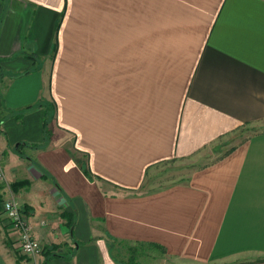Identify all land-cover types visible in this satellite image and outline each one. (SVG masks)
<instances>
[{"label":"crops","instance_id":"1","mask_svg":"<svg viewBox=\"0 0 264 264\" xmlns=\"http://www.w3.org/2000/svg\"><path fill=\"white\" fill-rule=\"evenodd\" d=\"M0 74L6 107L56 106L45 142L42 108L0 123L1 199L43 246L0 213V264H129L110 241L264 264V128L231 137L264 119V0H0ZM166 161L184 178L151 184Z\"/></svg>","mask_w":264,"mask_h":264},{"label":"rangeland","instance_id":"2","mask_svg":"<svg viewBox=\"0 0 264 264\" xmlns=\"http://www.w3.org/2000/svg\"><path fill=\"white\" fill-rule=\"evenodd\" d=\"M1 9H3V3L1 4ZM1 14H2V18H3L4 12L2 10H1ZM50 59L51 58L49 55L48 56L45 55L44 57H41V58L39 57V62L37 61V63H40L43 65L44 70H45V72H44V82L45 83L43 84V90H42L43 96L46 94V90H47L48 73H49V68H50ZM0 76H1V74H0ZM0 86H1V84H0ZM0 93H1V89H0ZM42 100H44V103H46V106H48L50 103L51 104L53 103V105H54L53 117H55V109H56L55 102L52 99H48V100L42 99ZM38 101L31 102L28 105H35ZM10 109L12 110V108H10ZM33 109H36V107L24 111L22 118L17 119V120L21 121L23 119L24 115ZM13 110L17 111V110H19V108L13 109ZM0 112H1V110H0ZM1 113H3V112H1ZM0 116H1V114H0ZM9 118H7V119H9ZM260 128H264V119L261 122H258V123H256V125H253V126H251V125L241 126L239 128V131L232 134L231 137L239 138L240 136L248 135V134L252 133L253 131H256L257 129H260ZM51 129H52V125H51ZM51 131L53 132V130H51ZM21 149L18 150L19 153L21 151L22 154H27V150H26V148H24V146L21 147ZM186 167L187 166L185 164L178 165L174 161L160 162L157 165H155V167H154L155 168L154 171H155L156 175L152 178L150 183L154 184V185L159 184L160 186H162L164 184H167L168 182H172V180L183 179L184 175H185ZM4 183H5V180L3 182L0 181V186H3ZM19 186L24 187V186H26V184L23 183L22 185H19ZM10 187H11L10 188L11 192L18 190V188L14 189V187L11 185H10ZM0 208H1V205H0ZM0 213H2V209H0ZM110 246H112V248L114 250L112 252V254L115 258L122 259V260L124 259L125 261L131 259V260H134L136 264H197V263H188V262H184V261L179 262V261L175 260L174 258L168 256L165 253V250L161 246H159V245L156 246L150 242H134V243L131 242L130 243V242H125V241H116L114 243V241H110ZM208 264H219V263L213 262V263H208Z\"/></svg>","mask_w":264,"mask_h":264},{"label":"built area","instance_id":"3","mask_svg":"<svg viewBox=\"0 0 264 264\" xmlns=\"http://www.w3.org/2000/svg\"><path fill=\"white\" fill-rule=\"evenodd\" d=\"M5 175L0 161V181ZM2 214L8 221L10 228L16 233L17 248L25 256H36L41 253L43 246L33 236L28 218L20 204L13 198L3 199L1 202Z\"/></svg>","mask_w":264,"mask_h":264},{"label":"trees","instance_id":"4","mask_svg":"<svg viewBox=\"0 0 264 264\" xmlns=\"http://www.w3.org/2000/svg\"><path fill=\"white\" fill-rule=\"evenodd\" d=\"M54 50V53H55V48L53 49ZM53 56V54H52ZM1 94V93H0ZM49 106V107H48ZM48 106H46V103H44V100H40L38 101L35 105H27L23 108H19V110L15 111V110H11L10 108L6 107L5 104H4V99L2 97V94L0 95V123L7 119V118H14V119H20L22 118V115H23V112L28 110V109H32L34 107L36 108H42L43 109V140L44 142L49 140L51 135H52V129H51V126L49 124H51V121L52 119L54 118L53 117V113H54V105L53 103L49 104ZM24 144H18L15 148L17 150L21 149V147H23ZM31 147L33 148H37L39 147L41 144H30ZM80 163L82 164V166H84V171L88 172L87 168L85 165H83V161L80 160ZM27 184L28 182L27 181H20V182H15L13 184H11V186L14 187V189H17L19 188L20 186L19 185H22V184ZM1 186H0V205H1ZM1 209V208H0ZM23 209V208H22ZM24 211V210H23ZM25 212V211H24ZM66 216V214H65ZM69 225L71 226L73 224V220L71 218V220L69 219ZM154 245L158 246V244H155L153 243ZM58 247L57 244H54L50 247V249H56ZM22 257V256H21ZM127 263L129 264H136L134 260H127Z\"/></svg>","mask_w":264,"mask_h":264}]
</instances>
